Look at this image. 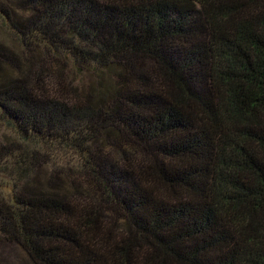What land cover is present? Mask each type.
I'll list each match as a JSON object with an SVG mask.
<instances>
[{"label":"trees","instance_id":"16d2710c","mask_svg":"<svg viewBox=\"0 0 264 264\" xmlns=\"http://www.w3.org/2000/svg\"><path fill=\"white\" fill-rule=\"evenodd\" d=\"M0 18L23 54L0 43V247L264 264V0H1Z\"/></svg>","mask_w":264,"mask_h":264},{"label":"rangeland","instance_id":"374dc122","mask_svg":"<svg viewBox=\"0 0 264 264\" xmlns=\"http://www.w3.org/2000/svg\"><path fill=\"white\" fill-rule=\"evenodd\" d=\"M1 1V0H0ZM19 0H11V5H14ZM0 43H3L8 48L12 49L17 55L22 57V49L14 36L7 30L2 18H0ZM25 66V63L22 62ZM3 130L0 128V137ZM0 264H34L29 260L27 254L19 246L7 242L0 247Z\"/></svg>","mask_w":264,"mask_h":264}]
</instances>
